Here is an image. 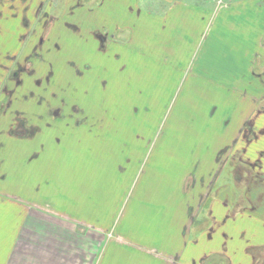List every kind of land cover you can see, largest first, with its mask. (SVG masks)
<instances>
[{
    "label": "crops",
    "instance_id": "crops-1",
    "mask_svg": "<svg viewBox=\"0 0 264 264\" xmlns=\"http://www.w3.org/2000/svg\"><path fill=\"white\" fill-rule=\"evenodd\" d=\"M51 1L0 0V25L18 28L8 39L0 27V57H26L23 66L31 70L44 58L41 67L48 66L45 57L58 52L49 45L54 27L65 25L63 62L78 65V89L108 82L115 94L141 67L145 80V73L155 75L147 82H191L211 91L202 116L207 130L203 140L186 139L187 162L173 178L150 177L136 195L138 182L129 181L134 152L148 145L150 170L160 174L170 150L164 146L183 144L166 143L173 129L155 140L157 123L153 136L139 132L134 116L105 107L104 96H96L100 112L44 111L56 97L33 96L23 77L10 81L17 87L4 86L0 70V90L28 92L13 96L11 111L0 109V264H215L216 255L252 264L264 256V0ZM9 12L14 16L6 17ZM42 14L45 24H39ZM9 40L19 42L11 53ZM89 69L98 74L95 86L81 79ZM18 105L30 111H13ZM61 153L65 162H48L49 154ZM7 154L18 162L9 163ZM104 159L110 166L104 168ZM242 167L255 175L250 183L243 172L236 178ZM127 196L128 204L142 201L139 209L151 216L147 234L154 237L137 258L129 256L132 236L125 240L126 229L113 228Z\"/></svg>",
    "mask_w": 264,
    "mask_h": 264
},
{
    "label": "rangeland",
    "instance_id": "rangeland-1",
    "mask_svg": "<svg viewBox=\"0 0 264 264\" xmlns=\"http://www.w3.org/2000/svg\"><path fill=\"white\" fill-rule=\"evenodd\" d=\"M4 10H2L3 12ZM1 12V11H0ZM58 13V11L54 10L52 13V17L54 18ZM15 12H9L6 17H13ZM3 20H5V15ZM45 21V19H44ZM45 23V22H44ZM65 25H55L54 29L56 30V33L53 35L51 39V47L54 49L56 48L58 52L52 53L53 56H47L45 57V63L48 64V66L41 67V65L44 62V58H40V66L37 68L35 67V70H31V65L28 63L26 67L24 68L23 65L20 63V71L24 73L23 75H19V73H16V79L23 77L24 81L31 82L30 84L34 86L33 89L28 88L29 92H33V96H54L57 98L56 104H50L45 105L44 111L52 110L53 108L56 109L59 113L64 112H82L81 110L87 109V111H92L93 113L100 112V105L97 104V97L96 96H104L106 98L107 102L109 103V106H105L109 109H115L114 112L117 114H130V116H134V120L136 123V128L139 130V132L146 135L153 136L154 128L153 123H157L156 129H157V136L155 137V140H163V135L170 129V135L166 137V143L171 146H178L179 142L183 140V144L180 145L181 147L175 149L173 147H167L168 149L167 154L165 155L166 162L159 172L153 173V171L150 170L152 167V164L150 165L149 158V146L143 144L142 147L137 148V150L134 152L135 159L132 165H130V182L134 181L135 187V180L137 183V188L135 189L136 195L139 194V189L142 188L140 184L146 179L150 181V177L154 179L157 176V179H160L163 182L169 181L173 176L175 175L176 168H179L180 165L184 166L187 162V152L188 149H183L182 147L185 145L186 139H199L203 140L205 138V131L207 130V124L203 121L202 116L207 115V111L210 108V104H208V101L211 102V91L209 90H200L198 88H192L193 85L191 84L190 80V86L188 84H185L183 87V82L177 83L170 81V82H147L151 78H154V74L145 73L147 74V79L144 78V71L141 67V73H132L131 79L132 82H127L123 85L122 88L116 89L115 94L111 95L112 89H110V83L107 82V85L104 86L103 89L98 88H88L85 87L83 89L79 88V78H77V75L80 74L79 71H77L78 65H72V67H68L67 65H64L63 57H62V47L64 42V34L66 32V29L64 27ZM2 29H4L5 33L4 38L11 39L18 31V28L11 30L7 29L5 26L0 25ZM45 27V25L39 26V33L42 31V29ZM52 27V26H51ZM50 31V30H49ZM48 31V33H49ZM50 34V33H49ZM49 34L47 35L49 37ZM52 36V35H51ZM50 36V37H51ZM38 37V36H37ZM47 37V38H48ZM7 45H9V48H6L8 52L11 53L13 47L15 45H19V42L14 41H7ZM4 44V43H3ZM2 44V45H3ZM2 48V47H1ZM55 49V50H56ZM2 53H6L5 49H1ZM59 54V55H58ZM7 56L0 57V60L2 61L3 65L6 64V60H9V57ZM12 61H14V58L12 57ZM25 62L28 60L26 57H24ZM67 60H69L67 58ZM11 62V61H10ZM9 63V61H8ZM74 60L73 63L74 64ZM12 65V64H11ZM11 65L9 67H11ZM6 67V65H4ZM142 66V65H141ZM171 66H169V69ZM38 69V71H37ZM27 70V71H26ZM11 71H14V73L10 72L9 75H7L5 72L1 71V77H5L6 82L4 83V86L12 85L10 83L9 78H13L15 75V71L17 72V68L12 69ZM25 71V72H23ZM84 69H82V72ZM90 71V69H89ZM81 72V73H82ZM70 75V78H72L73 82V88L71 87V83L67 82L66 79ZM98 74L92 73L91 71L86 73H82V78H85L83 81L84 86H95L96 83V77ZM160 76V74H157ZM109 76V74H104V77ZM187 74H185L183 80L186 78ZM70 78H68V81H70ZM159 78V77H158ZM86 80V81H85ZM88 80V81H87ZM123 80V79H121ZM133 80H140L139 82L134 83ZM25 82V83H26ZM33 82V83H32ZM7 83V84H6ZM21 83V82H20ZM24 83V82H23ZM103 83H106L104 80ZM13 87H17L14 85ZM99 84V83H98ZM40 85V86H37ZM174 85V86H171ZM9 86V87H10ZM25 86V85H24ZM29 85H26V87ZM192 86V87H191ZM19 88L11 89L9 88L10 93L14 94L12 96V99L10 98V101H5V94L4 92H1L0 90V101L3 102L0 106V109L3 110V108L7 107V109H10L13 104V99L17 98L18 93L19 97L23 96L24 94H27V88L24 90H19ZM5 90V89H4ZM93 96L91 99H89L87 102L88 104H71L72 100L76 98H81L85 96ZM14 96V98H13ZM206 96L207 98H203ZM109 97V98H107ZM15 100V99H14ZM19 100V99H18ZM63 100V101H62ZM81 102V101H80ZM112 105V106H110ZM55 106V107H54ZM17 108L13 111L17 112H27L30 111L27 106H16ZM91 110H89V109ZM11 111V109L9 110ZM15 114V113H13ZM152 125H151V124ZM185 136V138L183 137ZM152 138V137H151ZM184 138V139H183ZM13 143H11L12 145ZM208 144V143H207ZM42 147V144H41ZM185 147V146H184ZM127 155V154H125ZM124 155V156H125ZM8 156V162H15L19 159L15 158L12 154H7ZM142 157V161H139ZM147 161L145 162V160ZM38 160H33L34 163ZM66 161V158L61 153L57 156V154H49L48 155V162H54L58 165L60 163H63ZM148 162V163H147ZM109 163H111L110 159H104V168L110 166ZM57 168L54 167L53 170L55 171ZM135 170L134 174L133 171ZM147 175H146V174ZM145 174V175H144ZM145 182V181H144ZM149 184V182H148ZM140 186V187H139ZM142 192V190H141ZM130 196L126 197V201L121 203L120 208L117 210V216L114 227L126 229V236H124L125 240L129 239V236H132L129 241L131 244H134L135 250H130L129 256H134L137 258V256H140V252L142 250L140 249V246L144 245V242L150 240V236L154 237L153 234H147L148 231L151 228L150 223V212L149 210H140L139 206H141L142 201L138 202H130L128 204V198ZM135 207L134 216H132L128 221L123 220L125 217L126 212L130 209ZM115 211V214L116 212ZM149 235V236H148ZM261 259L263 260L264 264V256L261 255ZM216 257V256H215ZM219 259H215V264H220ZM224 260H228L227 258ZM217 261V262H216ZM211 264V263H209ZM224 264H229L227 261H224Z\"/></svg>",
    "mask_w": 264,
    "mask_h": 264
},
{
    "label": "flooded vegetation",
    "instance_id": "flooded-vegetation-1",
    "mask_svg": "<svg viewBox=\"0 0 264 264\" xmlns=\"http://www.w3.org/2000/svg\"><path fill=\"white\" fill-rule=\"evenodd\" d=\"M55 1L56 0H52L51 1V3H55ZM51 3H49V5H51ZM43 16H44V18H42L41 16V19H40V21H39V24H45L44 22V19H47L48 17L46 16V14H42ZM49 19V18H48ZM49 21V20H48ZM47 22V21H46ZM14 58V61H12L13 59L11 58V57H9V63H6V64H4V65H6V67L2 64L1 66H0V70L2 71V72H5L7 75H9V73L10 72H12V73H14V71H11L12 69H14V68H17V72L15 71V75H14V77L12 78H9V80L10 81H12L13 79H16V73H19L20 72V63L22 64V65H24L25 66V61H24V59L23 58H17V56L16 57H13ZM7 61V62H8ZM11 61V62H10ZM12 64V65H11ZM11 65V67H9ZM23 66V67H24ZM1 92H4V94L6 95L5 96V99H6V97H8L9 95H10V91H8L7 89H2L1 90ZM10 98H11V95H10ZM5 108H7V107H5ZM4 108V109H5ZM242 172L243 173H245L247 176H248V183H250L251 182V177H253V176H255L254 174H253V172L252 171H250L248 168H244V167H242L241 169L239 168H237L236 170H235V174L237 175L236 176V178L237 177H239V175H241L242 174ZM241 177V176H240ZM242 179V178H241ZM211 203H212V199H211ZM213 228V224H211V229ZM224 250L226 251V249H225V247H224ZM261 257L262 256H257V258H255L254 259V261H253V263L252 264H263V260L261 259ZM213 258H215V259H219V260H224V259H226L225 258V256H222V255H216V257H213ZM226 261V260H225ZM211 262H213V261H211L210 260V263Z\"/></svg>",
    "mask_w": 264,
    "mask_h": 264
}]
</instances>
